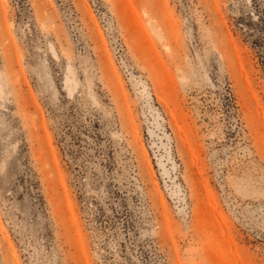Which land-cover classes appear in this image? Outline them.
<instances>
[{
  "label": "rangeland",
  "instance_id": "obj_1",
  "mask_svg": "<svg viewBox=\"0 0 264 264\" xmlns=\"http://www.w3.org/2000/svg\"><path fill=\"white\" fill-rule=\"evenodd\" d=\"M0 264H264V0H0Z\"/></svg>",
  "mask_w": 264,
  "mask_h": 264
}]
</instances>
